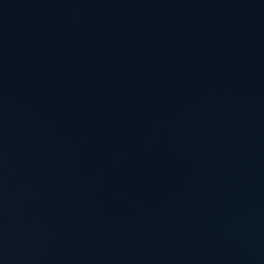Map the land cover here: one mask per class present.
<instances>
[{
    "label": "water",
    "instance_id": "obj_1",
    "mask_svg": "<svg viewBox=\"0 0 264 264\" xmlns=\"http://www.w3.org/2000/svg\"><path fill=\"white\" fill-rule=\"evenodd\" d=\"M0 264H264V0H0Z\"/></svg>",
    "mask_w": 264,
    "mask_h": 264
}]
</instances>
